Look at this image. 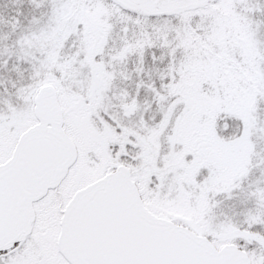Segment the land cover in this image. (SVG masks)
Masks as SVG:
<instances>
[{
  "label": "snow or ice",
  "instance_id": "obj_1",
  "mask_svg": "<svg viewBox=\"0 0 264 264\" xmlns=\"http://www.w3.org/2000/svg\"><path fill=\"white\" fill-rule=\"evenodd\" d=\"M0 264H264V0H0Z\"/></svg>",
  "mask_w": 264,
  "mask_h": 264
}]
</instances>
